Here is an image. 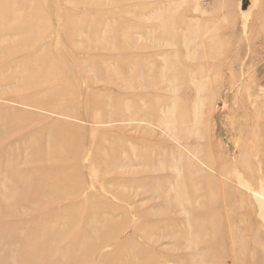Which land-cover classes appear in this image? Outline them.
<instances>
[{
	"label": "rangeland",
	"instance_id": "obj_1",
	"mask_svg": "<svg viewBox=\"0 0 264 264\" xmlns=\"http://www.w3.org/2000/svg\"><path fill=\"white\" fill-rule=\"evenodd\" d=\"M259 178L264 0H0V264H264Z\"/></svg>",
	"mask_w": 264,
	"mask_h": 264
},
{
	"label": "bare ground",
	"instance_id": "obj_2",
	"mask_svg": "<svg viewBox=\"0 0 264 264\" xmlns=\"http://www.w3.org/2000/svg\"><path fill=\"white\" fill-rule=\"evenodd\" d=\"M24 72V71H23ZM26 73V72H25ZM23 74V73H22ZM260 173V172H259ZM261 175V174H260ZM252 176V175H251ZM262 176V175H261ZM257 177V176H256ZM260 177V176H259ZM261 178H263V177H261ZM260 179V178H259ZM250 180V179H249ZM254 181V180H253ZM257 181H259V180H257ZM239 182V181H238ZM240 184L239 185H241V187H244V188H248V190L250 191V192H252V194L253 195H255L256 197H258V198H260L261 200H264V192H262V191H260V190H257V189H252V187L250 188V186H249V184L248 185H246V184H243L242 182H239ZM254 183V182H253ZM234 184V183H233ZM254 184H256V183H254ZM258 184V186L261 188V189H264V182L263 181H261V179H260V182L259 183H257ZM255 186V185H254ZM254 188V187H253ZM264 191V190H263ZM197 208V207H196ZM264 207H263V205H261V208L260 209H263ZM195 209V208H194Z\"/></svg>",
	"mask_w": 264,
	"mask_h": 264
}]
</instances>
